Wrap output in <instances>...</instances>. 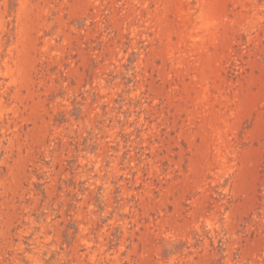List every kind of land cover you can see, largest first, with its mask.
<instances>
[{"label":"rangeland","instance_id":"obj_1","mask_svg":"<svg viewBox=\"0 0 264 264\" xmlns=\"http://www.w3.org/2000/svg\"><path fill=\"white\" fill-rule=\"evenodd\" d=\"M0 264H264V0H0Z\"/></svg>","mask_w":264,"mask_h":264}]
</instances>
